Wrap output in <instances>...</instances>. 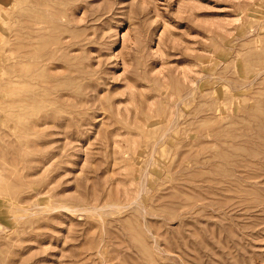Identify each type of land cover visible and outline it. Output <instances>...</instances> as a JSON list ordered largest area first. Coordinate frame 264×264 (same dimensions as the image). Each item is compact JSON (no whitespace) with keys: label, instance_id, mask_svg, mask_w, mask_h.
<instances>
[{"label":"rangeland","instance_id":"1","mask_svg":"<svg viewBox=\"0 0 264 264\" xmlns=\"http://www.w3.org/2000/svg\"><path fill=\"white\" fill-rule=\"evenodd\" d=\"M0 264H264V0H0Z\"/></svg>","mask_w":264,"mask_h":264},{"label":"bare ground","instance_id":"2","mask_svg":"<svg viewBox=\"0 0 264 264\" xmlns=\"http://www.w3.org/2000/svg\"><path fill=\"white\" fill-rule=\"evenodd\" d=\"M221 123V122H220ZM226 149V148H225ZM203 163V162H202ZM198 168V167H197Z\"/></svg>","mask_w":264,"mask_h":264}]
</instances>
